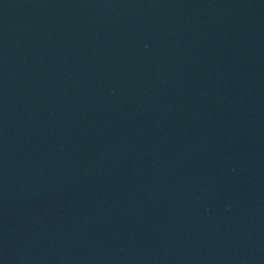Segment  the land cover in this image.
<instances>
[{"label":"water","instance_id":"1","mask_svg":"<svg viewBox=\"0 0 264 264\" xmlns=\"http://www.w3.org/2000/svg\"><path fill=\"white\" fill-rule=\"evenodd\" d=\"M0 264H264V0H0Z\"/></svg>","mask_w":264,"mask_h":264}]
</instances>
